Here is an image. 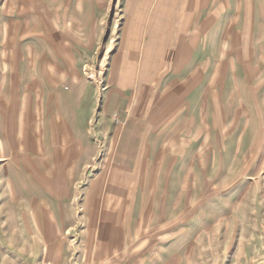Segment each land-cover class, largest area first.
Returning a JSON list of instances; mask_svg holds the SVG:
<instances>
[{"label": "rangeland", "instance_id": "rangeland-1", "mask_svg": "<svg viewBox=\"0 0 264 264\" xmlns=\"http://www.w3.org/2000/svg\"><path fill=\"white\" fill-rule=\"evenodd\" d=\"M0 264H264V0H0Z\"/></svg>", "mask_w": 264, "mask_h": 264}]
</instances>
